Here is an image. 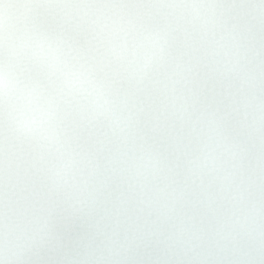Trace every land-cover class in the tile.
<instances>
[{
  "label": "snow or ice",
  "instance_id": "6c2138e0",
  "mask_svg": "<svg viewBox=\"0 0 264 264\" xmlns=\"http://www.w3.org/2000/svg\"><path fill=\"white\" fill-rule=\"evenodd\" d=\"M0 264H264V0H0Z\"/></svg>",
  "mask_w": 264,
  "mask_h": 264
}]
</instances>
